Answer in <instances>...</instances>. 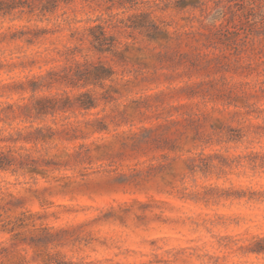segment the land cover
Masks as SVG:
<instances>
[{"label": "clouds", "instance_id": "9594fccd", "mask_svg": "<svg viewBox=\"0 0 264 264\" xmlns=\"http://www.w3.org/2000/svg\"><path fill=\"white\" fill-rule=\"evenodd\" d=\"M15 3L0 10V264H264V34L212 39L215 0ZM246 3L264 22V0ZM142 14L167 38L129 27Z\"/></svg>", "mask_w": 264, "mask_h": 264}, {"label": "rangeland", "instance_id": "374dc122", "mask_svg": "<svg viewBox=\"0 0 264 264\" xmlns=\"http://www.w3.org/2000/svg\"><path fill=\"white\" fill-rule=\"evenodd\" d=\"M221 4L224 5V8L226 9V15L227 20L224 25L217 28L215 31L212 30L211 27L207 29L208 33L210 34L211 38L216 40L219 43L224 44L225 46L231 47L237 43V41L240 39L241 35L244 34L245 37L247 34H254V35H261L264 34V23L263 22H257V23H250L249 17L254 16V13L249 12L247 9V6L243 5L239 0H215V5L219 7ZM191 6V5H189ZM165 8L168 7H174L178 10H183L185 7L184 3H181L179 0H174V3H166L164 5ZM195 7V6H193ZM197 7H202V1H200V4L197 5ZM229 30L231 32H234L238 35L236 38V42L232 43V40L235 39V35L226 36V30ZM132 48H125L123 55L120 56L121 60H125L127 58L126 54L132 53ZM135 51L139 52L141 49H136ZM137 63H140L139 57L134 58ZM35 169H33L34 171ZM10 204H13V206H19L22 204V201H16V202H9ZM45 235H42L39 238V242H43ZM260 247L264 248V244H261Z\"/></svg>", "mask_w": 264, "mask_h": 264}, {"label": "trees", "instance_id": "16d2710c", "mask_svg": "<svg viewBox=\"0 0 264 264\" xmlns=\"http://www.w3.org/2000/svg\"><path fill=\"white\" fill-rule=\"evenodd\" d=\"M181 3H184V5H191L197 7V5L200 4V1L202 0H179ZM243 5L247 6V9L249 12L254 13L251 9L248 8V5L246 3V0H239ZM21 3L27 4V0H21ZM55 0H49V3L47 5H44L45 8H50L54 5ZM18 6L15 3V0H12V2H8V0H0V10H7L11 9L13 7ZM27 6L30 8V10H34L33 4H27ZM255 15V13H254ZM131 23L129 24V27H132L134 30L138 29L142 32L146 33L151 39L161 41L167 38V33L163 30H161L151 19L147 14H142L135 17L129 18ZM264 23V22H263ZM98 33V34H97ZM92 35L94 37V40L98 42L95 46L97 48V51L103 53L105 51H111L112 44L114 42V38H108L105 37L103 28L98 26L96 29L92 30ZM226 36L235 35V39L232 40V43L236 42V38L238 35L234 32L226 30ZM123 54L120 53V56ZM108 74V71L101 65L100 67H97L93 72L87 73L86 75L89 76H95L96 78H102ZM91 100L90 98L85 99V104H90ZM35 171V170H34ZM42 239L45 243L51 239L49 236H45ZM39 242V241H37ZM40 243V242H39ZM59 264V262H58Z\"/></svg>", "mask_w": 264, "mask_h": 264}]
</instances>
